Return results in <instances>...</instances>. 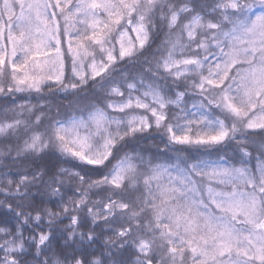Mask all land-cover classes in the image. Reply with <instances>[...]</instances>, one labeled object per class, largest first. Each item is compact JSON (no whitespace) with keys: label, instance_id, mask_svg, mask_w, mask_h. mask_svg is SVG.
<instances>
[{"label":"snow or ice","instance_id":"1","mask_svg":"<svg viewBox=\"0 0 264 264\" xmlns=\"http://www.w3.org/2000/svg\"><path fill=\"white\" fill-rule=\"evenodd\" d=\"M0 100V264H264V0H0Z\"/></svg>","mask_w":264,"mask_h":264},{"label":"trees","instance_id":"2","mask_svg":"<svg viewBox=\"0 0 264 264\" xmlns=\"http://www.w3.org/2000/svg\"><path fill=\"white\" fill-rule=\"evenodd\" d=\"M159 42L160 41L157 40V44ZM153 47H155V45ZM69 99H71V98H69ZM26 101H30L32 104L42 103V101H40L39 98L35 96V94H33L32 96H29L27 93L17 95V97H16L17 103H24ZM51 102L62 105V107L60 109L61 116H66L67 114L70 113V111H71L70 108L66 107L68 105V100L64 99L63 94H59L56 97H52L50 103ZM4 103H9V101L0 100V107H2ZM157 145H159V147L161 149L163 148V144L161 143L159 137L156 136V134H153V136L151 138L140 142L139 148L144 149L147 152H151V153L155 154L157 151V149H156ZM226 152L228 155L232 154L231 149H227ZM213 158H214V156H213ZM252 163L255 164V160H253ZM95 198L96 197H93V199H95ZM101 243H102V241H101Z\"/></svg>","mask_w":264,"mask_h":264}]
</instances>
